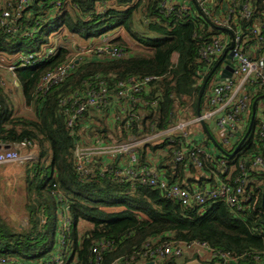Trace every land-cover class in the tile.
Instances as JSON below:
<instances>
[{
	"label": "trees",
	"instance_id": "16d2710c",
	"mask_svg": "<svg viewBox=\"0 0 264 264\" xmlns=\"http://www.w3.org/2000/svg\"><path fill=\"white\" fill-rule=\"evenodd\" d=\"M162 1L32 0L15 19L18 28L15 32H6L0 27V55L4 61L21 53L39 54L49 49L47 44L52 36L57 35L61 40L47 59L33 68L21 67L16 71V81L25 104L32 107L33 115L15 114L7 92L0 86V144L29 142L37 154V161L26 165L22 176L25 225H14L0 214V259L39 264V260L52 250L59 223L58 204L50 185L54 176L65 191L70 223L66 238L74 249L77 264H89L92 259L90 247L99 239L111 241L115 246L112 252L102 255V264H112L119 257L118 264H125L124 257H132L126 264H145L141 250L147 242L158 238L206 242L212 249L238 258L239 264H264L253 258L264 251V182L254 183L253 178L264 180V172H251L249 176L252 185L260 183L257 184L261 189L257 211L233 214L221 200L207 202L202 210L186 209L165 197L160 190L139 181L118 182L110 175H99L98 172L82 179L75 171L73 149L76 137L66 127L59 100L83 89L85 83L93 85L94 78H99L111 91L117 81L131 76L159 77L144 94L147 100H156V108H145L139 121L130 123L127 128L122 123L115 125V138L112 139L125 141L129 136L164 130L179 112H184L186 118L196 114L200 90L198 75L204 67L198 62L197 44L214 29H209L199 17L175 18L160 14L158 9ZM52 9L55 11L50 13ZM252 9L253 18L264 21L261 16L264 0H254ZM135 15H139L138 24L144 27L145 35L136 32ZM103 25L106 29L100 30ZM114 30H121L124 37L110 38L108 44L128 52L127 58H83L64 83L53 87L43 97L35 95L40 78L64 62L74 47L84 46ZM133 41L142 47L141 52H132L129 44ZM211 81L212 75L199 99V111L204 109ZM257 98L252 99L256 100L255 104ZM189 104V109L183 111ZM254 126L255 117L250 132L232 157L228 154L233 152L242 136L236 138L231 148L216 143L219 153H212L210 160L199 157L204 177H192L195 168L189 162L177 164L172 170L173 152L178 149L175 144L169 147L163 141L150 145L148 150L161 159L158 167L166 169L168 182H177L186 188L192 184L201 188L214 184L208 170L225 179L226 174L219 171L222 160L228 168L232 167L228 171L232 178L238 173L240 160H250L260 152L257 143L252 141ZM90 128L104 138L107 135L102 128ZM163 150L165 155L160 157ZM144 152L140 151V156ZM97 206L101 208L97 209ZM246 253L248 255H244ZM186 263L187 260L178 262L173 258L160 262Z\"/></svg>",
	"mask_w": 264,
	"mask_h": 264
},
{
	"label": "built area",
	"instance_id": "2783aa9c",
	"mask_svg": "<svg viewBox=\"0 0 264 264\" xmlns=\"http://www.w3.org/2000/svg\"><path fill=\"white\" fill-rule=\"evenodd\" d=\"M32 0H15L6 8H0V27L6 32H15L18 28L15 19L25 10ZM254 0H163L158 12L175 18L199 17L214 31L205 39L198 41V62L204 67L199 73L198 85L201 86L216 63L212 81L206 91L204 109L199 116L184 117L179 112L168 122L167 128L139 136H129L127 140H116L115 125L122 123L125 128L137 122L143 116L145 108H156V100L144 97L150 84L159 79L154 76H131L117 81L111 91L99 79L94 84L85 83L84 88L76 90L59 100L66 119V127L75 136L73 149L75 171L80 178L110 175L118 182L139 181L160 190L165 197L178 202L183 208L202 210L211 200H221L233 214L245 211H257L260 199L258 185L249 180L251 172H264V21L253 18ZM264 16V11L261 13ZM203 26V24H201ZM107 34L100 38V44L89 47H74L73 53L61 64L44 74L35 87V95L43 97L50 89L65 82L72 74L78 62L83 58L95 56L98 59H125L129 53L118 47L109 46ZM232 48L228 50L229 45ZM53 48L45 49L39 54L27 53L17 55L10 61H0V86L4 87L2 75L7 74L16 81V71L21 67L33 68L52 54ZM231 54L228 62L227 56ZM227 73L220 83L224 70ZM210 75V76H211ZM255 97L256 100L252 101ZM254 105V116L260 112V119H255L252 141L257 143L260 152L250 160H240L238 173L232 178L226 161L220 162L219 171L226 174L224 180L217 173L208 170L213 185L201 188H186L177 182H168L166 169L153 165L156 158L148 150L150 145L166 141L175 144L178 149L173 152L172 170L176 165L189 162L197 169L202 168L199 157L210 160L212 152L197 143L193 129L197 126L213 124L220 137L219 142L231 148L237 138L243 135L249 125V114ZM190 104L183 111L189 109ZM85 115L87 117L85 118ZM146 116V115H145ZM254 119V118H253ZM102 128L107 133L102 137L90 127ZM78 128V129H77ZM77 129V130H76ZM145 151L140 156V151ZM165 150L160 157L165 155ZM141 158L143 161H141ZM159 158V157H157ZM160 159V158H159ZM37 154L29 142L12 145L0 144V166H12L24 170L26 165L35 163ZM219 178V179H218ZM52 193L56 198L58 209V229L55 244L48 255L39 260V264H77L74 249L66 238L69 233V219L66 214L67 200L65 191L56 179L50 182ZM101 206H97V209ZM264 241V238H263ZM115 249L113 242L99 239L90 247L92 259L89 264H102V255ZM248 255V253L244 254ZM145 264H160L173 258L176 261H198L201 264H239L238 258L212 249L206 242H181L172 238H158L147 242L140 253ZM132 257H124V263ZM255 260L264 263V251L254 255ZM119 257L112 264H118ZM186 263V264H187ZM0 264H20L14 259H0Z\"/></svg>",
	"mask_w": 264,
	"mask_h": 264
},
{
	"label": "crops",
	"instance_id": "0c3cea01",
	"mask_svg": "<svg viewBox=\"0 0 264 264\" xmlns=\"http://www.w3.org/2000/svg\"><path fill=\"white\" fill-rule=\"evenodd\" d=\"M179 1H181V2H187L188 0H179ZM14 2H15V0H0V8L5 9L6 8V5H8L9 3H14ZM54 11H55V9H52L50 11V13H53ZM135 17L139 18V15L138 16L135 15ZM117 35L124 37V33L121 30L120 31L119 30L118 31H115V32H113V33L110 34V36H111L112 39L114 37H116ZM124 39L127 42L130 43V41H129L128 38H124ZM99 44H100V39L97 38V39L91 40L89 43H87L84 46H88V45H99ZM0 61L3 62L4 59L0 58ZM2 78H3V81L5 82V85L7 86L6 80H9L8 79L9 78L8 75L4 73L2 75ZM12 83H13V87L16 89L15 90L16 97H17L16 98V101H17V103L19 105V108H16L15 104L13 103V99L14 98L12 97L11 94L14 91L6 90L5 85L3 87V89H5V91L7 92V95L9 96V98L11 100L12 110L14 111L15 114H19V115H33L32 107L31 106H27L25 104V101H24V98H23V95H22V91H21L20 87L18 86L17 81H13ZM23 110L25 111V113H22ZM251 113L252 112H250V114H249V122H250V118H251ZM254 117H255L256 120H259L260 119V112H256V114H255ZM247 128H248V126L244 129L245 131H243V134L246 132ZM192 129H193V131H192L193 136L196 139L197 143L204 144V146H206L214 154L219 153L218 152L219 150L216 147V143L219 142L220 137L218 136V133L214 129V126H213L212 123H210L208 125H205V128L202 125L200 127L199 126L198 127H194ZM160 160L161 159H159V158H157L156 160H153V165L157 166V168H158V164H159V161ZM1 168H3V169H1ZM230 169H232V167H230ZM23 171L21 169L17 168V167H12V166L2 167V166H0V190L3 191L4 188H5L6 191L12 192V189H13V185L14 184H17V187H20L21 190H22L24 188V182H23V179H22ZM191 176L194 177V178H198V177H202L203 176V173L200 171V169L195 168V172ZM258 180H260V182H262V181L264 182V180H262L260 178L259 179L255 178V177L253 178L254 183L256 181H258ZM250 183H252V182H250ZM10 184H12V185H10ZM257 184H260V183H256L254 185H257ZM194 187H196L194 184H192L190 186V188H194Z\"/></svg>",
	"mask_w": 264,
	"mask_h": 264
},
{
	"label": "rangeland",
	"instance_id": "374dc122",
	"mask_svg": "<svg viewBox=\"0 0 264 264\" xmlns=\"http://www.w3.org/2000/svg\"><path fill=\"white\" fill-rule=\"evenodd\" d=\"M139 19L136 17V32L138 34H142L145 35V29L144 27L140 26L138 24ZM105 30L106 26L103 25L101 26L100 30ZM118 31V30H114V31H109L107 34L110 35L111 33ZM111 37V36H110ZM61 44V40H58L57 35L52 36L47 44V48H56L58 45ZM89 46H95L97 47L98 45H88V46H81V47H89ZM130 49L132 50L133 53H138L141 52V48L140 46H138L136 41H133L130 45ZM25 53H21V55H24ZM1 58L4 59V57L2 55H0ZM9 77V76H8ZM9 80H6V90H10V91H14L11 95L13 99V103L15 104L16 108H19V105L16 101V93H15V88L13 87V79H11L10 77L8 78ZM22 113H25V111L23 110ZM198 127V126H197ZM156 158V157H155ZM157 159V158H156ZM5 167V166H2ZM3 169V168H1ZM23 171V170H22ZM12 185V184H10ZM25 199V195L23 192V189L21 190L20 187H17V184L13 185V189L12 192L6 191L5 188L4 190H0V214L2 216H4V218H6L7 220L11 221L14 225L17 226H24L25 225V218H24V212H23V204H24V200Z\"/></svg>",
	"mask_w": 264,
	"mask_h": 264
},
{
	"label": "water",
	"instance_id": "95a60500",
	"mask_svg": "<svg viewBox=\"0 0 264 264\" xmlns=\"http://www.w3.org/2000/svg\"><path fill=\"white\" fill-rule=\"evenodd\" d=\"M231 48H232V44L229 45L228 50H230ZM227 58H228L227 61L229 62L230 59H231V54L228 55ZM217 66H218V63H216L214 65V67L210 70L209 74L207 75V77L205 78V80L203 81V83L200 86V90H199V93H198V102H197V106H196V116H199V114H200V111H199V99H200V97L202 95V92L204 90L205 83L208 80V78L210 77V75L213 73V71L216 69ZM227 70H228V68L223 71V73H222V75L220 77V83H223V79H224V77H225V75L227 73ZM253 117H254V105H252V113H251V118H250V122H249L248 128H247L246 132L243 134V136L241 137L239 143L237 144V146L235 147L233 152L228 154L229 157H232L236 153V151L238 150L240 145L243 143V141L247 137V135H248V133L250 132V129H251V124H252ZM204 128H205V126H204ZM236 135H237V137L240 136L239 133L236 134ZM262 202H264V190H263ZM149 264H152V263H149ZM187 264H201V263H199L198 261H191V262H188Z\"/></svg>",
	"mask_w": 264,
	"mask_h": 264
}]
</instances>
